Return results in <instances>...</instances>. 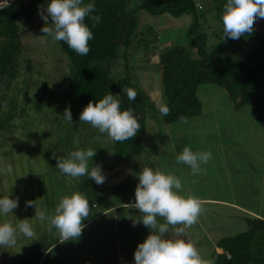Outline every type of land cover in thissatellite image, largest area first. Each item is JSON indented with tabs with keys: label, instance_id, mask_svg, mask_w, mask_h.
<instances>
[{
	"label": "rangeland",
	"instance_id": "1",
	"mask_svg": "<svg viewBox=\"0 0 264 264\" xmlns=\"http://www.w3.org/2000/svg\"><path fill=\"white\" fill-rule=\"evenodd\" d=\"M133 1L140 5L145 0ZM221 1L194 0L195 9L190 8L181 16L152 15L143 8L138 9L139 29L130 50L129 65L132 80L149 96L150 102L146 109L147 128L142 137L145 150L132 162H122L113 148L114 141L106 133L101 134L90 124L80 122L84 107L79 95L68 85L73 72L68 56L59 41L48 38L46 44L40 43V36L45 35L41 32L45 26L41 10L35 12L32 19L24 15L17 20L21 43L18 75L7 91L0 117L1 120L13 117L12 121L1 123L5 127L0 132V169L11 164L13 172L0 171V197L10 195L18 199L19 206L7 217H0V222L6 220L15 224L17 219H30L35 236L33 239L18 238L13 248H0V264H19V255H26L44 234L52 237L56 233L54 229L49 231L47 221L33 219L36 210L26 207L28 201L40 199L41 207L52 214L62 196L79 192L88 200L89 212L93 211L94 203L96 209L101 210L103 199L115 203L135 198L133 192L139 183L137 174L143 167L161 168L175 175L185 192L191 191L202 201L203 211L198 222L186 229L187 234L182 238L192 241L205 259L212 260L214 252H219L216 243L221 238L247 231L251 227L250 218L264 219V127L254 117L251 106L237 109L225 88L207 82L198 87L202 112L187 118V123H165L157 107L166 103L159 64L164 50L180 45L198 58L197 42L192 37L204 32L208 36L206 47L211 57L234 54L223 44H228L230 38L221 39L214 33L216 28L223 26V7L214 9ZM196 20L200 27L191 36L190 28ZM252 43L247 38L237 54L245 57L253 53ZM124 65V58L113 60L111 75H117L115 78L125 76ZM69 107L72 122L63 116ZM185 147L194 152H211L212 158L202 166L201 174L193 176L187 165L177 162V155ZM88 148L96 150V155L88 161L89 170L99 165L102 171L111 170L109 177L113 179L112 183L95 191L93 187L97 183L94 180L86 176L79 179L66 176L56 168L58 161L53 158L54 153L60 157ZM127 166L132 173L129 179L115 177L123 175L121 168ZM125 211L124 214L120 211V227H124L123 215L129 220L128 210ZM112 215L89 226L86 232L83 230L78 239L71 240L69 257L62 264H98L93 256L88 261L83 259L96 244L82 247L78 243L85 241L86 244L88 231L100 228L103 223L108 224L110 238L111 227H117ZM125 255V264H135L134 253Z\"/></svg>",
	"mask_w": 264,
	"mask_h": 264
},
{
	"label": "trees",
	"instance_id": "2",
	"mask_svg": "<svg viewBox=\"0 0 264 264\" xmlns=\"http://www.w3.org/2000/svg\"><path fill=\"white\" fill-rule=\"evenodd\" d=\"M50 0H31L27 6L16 9L8 8L0 13V117L6 101L7 91L18 75L17 57L21 53L19 26L17 20L29 15L34 18L35 12L43 9ZM95 3L92 15L101 17V21L92 27L90 17L85 23L93 32L89 41L90 51L86 56L77 55L67 44L59 41L61 49L68 56L73 72L69 87L75 91L83 103L98 102L107 94L119 100L121 111L129 108L140 125L137 135L124 142H114L113 148L127 162L140 156L144 150L143 135L147 128V106L149 96L132 80L129 65L130 50L139 29L137 11L145 9L152 15L170 13L181 16L190 8L195 9L194 0H145L138 5L133 0H84V3ZM215 8L222 9L227 0L221 1ZM198 20L191 26V36L199 30ZM217 37L224 38L223 26L216 28ZM250 38L254 52L243 57L237 53L243 43ZM197 42L198 58L193 57L180 45L167 48L160 54V72L162 74L166 103L170 108L165 123L179 121L181 116L196 117L202 112L203 103L198 96V87L203 83H215L225 88L237 109L250 105L256 120L264 127V19H258L251 35L239 39H229L225 48L234 53L229 56L211 57L207 51L208 36L204 32L192 37ZM224 40V39H223ZM227 40V39H225ZM120 58L125 59V76L115 78L111 75L110 63ZM31 68V60L28 61ZM113 74V73H112ZM132 88L136 93L135 100H129L123 88ZM0 119V132L5 127ZM251 227L234 236L221 238L216 243L212 261L215 264H264V219L250 218ZM43 238L30 249L26 257H21L19 264H41L46 252L55 243L54 239Z\"/></svg>",
	"mask_w": 264,
	"mask_h": 264
},
{
	"label": "clouds",
	"instance_id": "3",
	"mask_svg": "<svg viewBox=\"0 0 264 264\" xmlns=\"http://www.w3.org/2000/svg\"><path fill=\"white\" fill-rule=\"evenodd\" d=\"M95 12V3H84V0H50L46 8L41 9L40 15L45 22L40 36V43L46 44L48 38L54 41H63L77 55L86 56L89 51V41L93 39V32L85 23L90 17L92 27H95L101 17L92 15ZM222 25L224 38L233 40L241 36L251 35L258 19H264V0H227L222 11ZM129 100H135L137 93L132 88H123ZM161 117L167 116L170 108L167 105L157 106ZM64 118L72 122V113L66 108ZM80 122L88 123L98 129L99 133H106L114 142H124L137 135L140 125L129 108L121 111L120 102L114 95L107 94L98 102L90 101L80 113ZM179 123H187V117L181 116ZM96 155V150H74L66 156L57 159L56 168L68 177L79 179L87 177L97 184L106 180L102 168L93 165L89 170L88 161ZM212 154L208 151L194 152L185 147L177 155L178 163H183L191 169L193 176L202 173L203 165L211 160ZM8 174L13 167L8 164L0 169ZM139 183L135 190V203L131 204L139 210L142 221L149 228L150 234L140 243L134 253L135 264H215L205 259L195 244L182 238L185 230L198 222L201 215L202 201L191 191H184L182 182L171 173L161 168L153 170L143 167L137 174ZM40 199L28 201L26 207H35L36 215L33 219L47 221L49 231L53 229L61 241L76 240L83 232L84 220L89 216V202L79 192L64 195L60 198L52 214L41 207ZM19 206L18 199L10 195L0 197V217H7ZM160 218V219H158ZM161 220L163 222H161ZM13 224L8 221L0 222V248L9 249L16 246L18 238L33 239L35 232L30 219L18 220ZM172 235L169 237V229Z\"/></svg>",
	"mask_w": 264,
	"mask_h": 264
},
{
	"label": "crops",
	"instance_id": "4",
	"mask_svg": "<svg viewBox=\"0 0 264 264\" xmlns=\"http://www.w3.org/2000/svg\"><path fill=\"white\" fill-rule=\"evenodd\" d=\"M133 159L130 161L132 162ZM126 165L128 164L126 163ZM121 169H123L121 170V172H124V174L123 175L120 174L115 177H119L120 180H122V178L129 179V176L132 175L131 169L128 166L125 168L122 167ZM110 172L111 170H108L107 172L103 171V174L107 178L103 184H96L93 187V191L97 190V188L102 189L103 187H106L108 182L110 183L113 182V179L111 180V178L109 177ZM135 190L133 192L134 197H135ZM103 203H104V207L101 210L96 209L95 203L92 205L93 211H90L89 216L84 220L83 230H85L86 232V229L89 226L97 222H100L102 220L105 221V218L111 216L112 214H113L112 218L115 221L114 226L117 225V227H111V232H113V234L112 236H110V238L107 235V230L110 229L107 228L108 224L106 226L104 223L100 228H96V229H92V231H88V235H86L85 233L89 241L86 240V244L85 241H80V243H78L79 246L83 247L84 245H88V244L90 245V243L92 244L95 243L96 248L92 246L93 251L89 252L88 257L83 256V259L88 261L89 257L93 256L99 261L98 264H125V262H127L125 258L126 256L125 253H135L138 245L144 242L146 237L150 234L151 230L146 226H144L142 221L139 223H134L135 220H139L141 218L139 210L135 209L131 205L135 203V198L133 200H126L115 203H111V202L109 203L106 199H103ZM122 210H123L122 214L126 212L125 210H128L127 212L129 213V220L125 218V215H123L124 227H120L121 225L119 224L120 219L122 218V214L120 213V211ZM185 234H187L186 231ZM167 235L171 237L172 232L168 233ZM125 237H128V239L127 238L125 239ZM52 238L54 239L55 243L46 252L45 256L42 259L41 264H62V262L64 260H67V258L69 257L68 251L69 249L72 248L73 242L71 240L62 242L58 233H55V235L53 234ZM102 245L104 246V249L100 248ZM218 251L221 252L220 249H218ZM28 253H26V255L24 254L25 256L19 255V257L20 258L26 257Z\"/></svg>",
	"mask_w": 264,
	"mask_h": 264
},
{
	"label": "built area",
	"instance_id": "5",
	"mask_svg": "<svg viewBox=\"0 0 264 264\" xmlns=\"http://www.w3.org/2000/svg\"><path fill=\"white\" fill-rule=\"evenodd\" d=\"M31 0H0V13L8 8L27 6Z\"/></svg>",
	"mask_w": 264,
	"mask_h": 264
}]
</instances>
